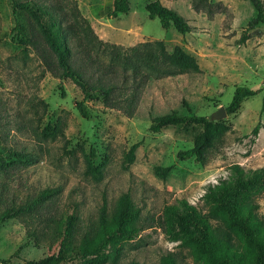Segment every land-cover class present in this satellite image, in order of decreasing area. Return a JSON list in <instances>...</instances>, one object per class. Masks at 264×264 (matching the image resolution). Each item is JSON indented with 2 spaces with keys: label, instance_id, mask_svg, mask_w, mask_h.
I'll list each match as a JSON object with an SVG mask.
<instances>
[{
  "label": "rangeland",
  "instance_id": "rangeland-1",
  "mask_svg": "<svg viewBox=\"0 0 264 264\" xmlns=\"http://www.w3.org/2000/svg\"><path fill=\"white\" fill-rule=\"evenodd\" d=\"M111 1L0 0V214L50 190L32 211L0 222V264H27L57 252L65 217L71 214L63 250L75 252L83 237L99 233L101 207L110 220L123 194L137 210L133 237L107 246L91 261L57 264H161L168 255L176 264H204L202 255L172 237L166 208L185 200L222 229L220 220L207 215V187L229 179L233 164L244 171L264 169V25L247 29L254 16L250 3L207 0L217 4L209 16L192 8L193 0H160L189 24L190 31L179 34L147 17L149 0H128V12L116 16L110 13ZM23 2L46 12L41 19L51 31L59 26L65 33L70 66L88 84L113 87L107 100L84 101L91 119L77 112L74 104L83 94L69 78H61L33 17L12 6ZM15 21L21 33L14 29ZM155 40L167 52L180 46L195 58L198 71L158 74L142 66L129 68L111 56V51L129 53V48ZM238 85L259 91L217 119L228 130L214 140L203 162L175 157L177 150L192 145L200 126L148 130L154 117L170 112L209 116L228 104ZM47 124L58 125L44 134ZM132 144L133 159L125 165ZM88 164L97 171H88ZM155 166L170 170L161 178L154 174ZM248 197L253 213L263 220L264 180ZM233 240L239 242L236 236Z\"/></svg>",
  "mask_w": 264,
  "mask_h": 264
},
{
  "label": "trees",
  "instance_id": "trees-1",
  "mask_svg": "<svg viewBox=\"0 0 264 264\" xmlns=\"http://www.w3.org/2000/svg\"><path fill=\"white\" fill-rule=\"evenodd\" d=\"M254 10V16L247 22V29L253 28L257 24L264 25V10L261 0H247ZM14 7L24 9L33 17L45 44L55 56L56 64L61 70V78H69L79 87L83 96L76 101L74 106L77 112L85 119H91V114L84 101L93 100L99 96L107 100L112 86L90 85L82 75L74 70L69 63L70 49L67 45L65 33L57 26L56 31H51L41 19V13H46L40 7H35L29 2L12 4ZM191 6L194 9L200 8L207 15H211L217 8V4L207 0H193ZM111 15L126 14L129 9L128 0H112ZM144 9L147 17L156 18L161 28L172 27L177 33L184 34L190 31L187 21L173 9L163 5L160 0H149ZM14 29L21 33L18 23L15 21ZM245 39L244 34L239 41ZM113 59L120 61L122 65L136 69L142 66L158 74H170L175 72H197L198 65L195 58L185 52L180 46L175 45L170 52H167L160 40L139 43L129 48V53L125 51H111ZM60 95L64 92L59 85ZM258 89H253L244 85L234 87L228 104L224 107L225 112L232 113L240 105L241 101L247 97L258 93ZM129 114V112H128ZM192 123L200 126L199 132L195 135L192 145L185 149H179L175 153L178 161L192 158L195 162H203L206 151L210 149L214 140L219 138L228 130V125L221 120H211L210 115H182L170 112L154 117L148 126L151 132H157L162 127ZM58 124L50 126L47 124L43 132L53 133ZM258 124L251 133L256 135ZM135 144H132L125 153V165L133 159ZM90 157L95 156V151L90 149ZM232 175L229 179L222 180L214 185L208 186L203 198L208 203V216L221 221L223 228L208 223L205 216L200 214L194 207L185 200H180L179 207L169 206L166 208L172 220L171 235L178 237L181 243L189 246L194 253L202 255L204 264H264V219L258 218L252 211L253 205L248 194L258 188L264 180V169L244 171L237 164L230 166ZM88 171H97L90 164ZM170 170V166H155L153 172L156 176L164 178ZM50 190H42L37 196L26 204L12 210L2 212L0 222L18 214L32 211L41 201L46 199ZM137 210L130 202L129 196L123 194L117 202L116 212L110 220L105 218V209L101 207L99 220L100 231L93 238L83 237L78 249L75 252H64L63 246L67 243L71 233L74 216L65 217V226L61 232L59 240V250L55 253L37 259H30L27 264H57L61 261L76 258L85 261L92 260L103 254V250L108 246L131 239L137 232L133 226ZM233 236L239 240L234 242ZM131 264H136L132 262ZM161 264H176L174 259L168 255L161 258Z\"/></svg>",
  "mask_w": 264,
  "mask_h": 264
},
{
  "label": "water",
  "instance_id": "water-1",
  "mask_svg": "<svg viewBox=\"0 0 264 264\" xmlns=\"http://www.w3.org/2000/svg\"><path fill=\"white\" fill-rule=\"evenodd\" d=\"M225 109L224 107L220 106L216 111L210 114V119L211 120H217L221 118L225 114Z\"/></svg>",
  "mask_w": 264,
  "mask_h": 264
}]
</instances>
